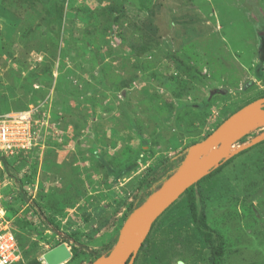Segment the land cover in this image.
I'll return each mask as SVG.
<instances>
[{"label": "rangeland", "instance_id": "rangeland-1", "mask_svg": "<svg viewBox=\"0 0 264 264\" xmlns=\"http://www.w3.org/2000/svg\"><path fill=\"white\" fill-rule=\"evenodd\" d=\"M142 34L152 49L136 58L131 45ZM263 35L264 0H0V113L40 104L56 127L44 151L6 158L19 164L9 174L36 190L25 229L14 223L19 262L45 264L43 254L69 235L101 249L140 178L212 131L222 110L264 93V68L255 69ZM178 60L207 70L181 74L192 88L175 99L167 86L180 82ZM226 72L230 86L240 78L235 89L218 82ZM127 160L136 165L115 179ZM195 189L223 243L222 264H264V143ZM146 244L153 264H210L184 196Z\"/></svg>", "mask_w": 264, "mask_h": 264}, {"label": "water", "instance_id": "water-1", "mask_svg": "<svg viewBox=\"0 0 264 264\" xmlns=\"http://www.w3.org/2000/svg\"><path fill=\"white\" fill-rule=\"evenodd\" d=\"M260 128H264V96L246 103L206 137L188 146L176 170L129 213L109 251L90 264H132L152 223L188 187L226 160L261 142L264 129L248 141L235 146L243 136ZM70 257L69 248L62 242L46 251L42 259L45 264H63Z\"/></svg>", "mask_w": 264, "mask_h": 264}, {"label": "trees", "instance_id": "trees-1", "mask_svg": "<svg viewBox=\"0 0 264 264\" xmlns=\"http://www.w3.org/2000/svg\"><path fill=\"white\" fill-rule=\"evenodd\" d=\"M113 10L116 13V10H115L114 7H113ZM145 35L146 34H142L139 37V40H140L139 43L140 44H138V43L135 44L134 43V44L131 45V51L133 53H135L134 55H135L136 58H138L139 55H140L139 54L140 53L139 50H144V51L146 50V52H147V50H151L152 49V47H151L152 43L150 42V41H152V40H150L152 37L150 36L146 41H144ZM262 37H264V35L261 36V42H260V45H259L258 54L259 53H264V41L262 40ZM178 62L181 64V67L183 68V72L179 73V75H178V77L180 78V82L177 80L176 77H174L173 79L168 81L169 85L167 86V87H171V84H172L173 92H171L170 95H171L172 98L174 97L175 99H179L180 97L183 96V94H185L187 92L188 89L192 88L189 81H188V84H187V82L184 79H182L181 74H184V75L188 76V74L191 73V74H193V75H195L197 77L201 76V74H200L201 72L197 69V67L196 68H195V66L191 67L188 64L182 63L180 60H178ZM259 64L262 65V63H259ZM255 76H256L257 79L261 77L260 75H257V73H255ZM163 78L164 77L162 76V80H163ZM174 84H180L181 85V89L177 88ZM262 96H264V93L259 94L256 97H251L250 99H248L246 101L244 100L241 103H239L236 107H229V108L227 107L226 110H222V114H221L222 118L219 119L216 122V124L214 125L213 128H216L225 118H227L230 114H232L233 112L238 110L240 107H242L246 103H248V102H250V101H252V100H254L256 98L262 97ZM207 106H208V103H207V105L205 107L206 110H207ZM182 108H184V107H182ZM177 109L180 110V107L178 106ZM210 132H211V130L208 131V133H206L204 137H206ZM260 132L261 131L258 132V131L254 130V131L246 134L245 136H243L238 141V143L246 142L250 138H252L255 135L259 134ZM204 137H202V139ZM140 140H141V138H139V141ZM197 141H199V140H193L189 145H187L184 148V150L182 152H179V153L175 154L171 159L162 160L160 164H157V166H155L152 170H150L148 172L147 176H144V177L140 178V180L137 181L136 186L131 191L130 199L128 201L123 202L124 205H125V208H124V211H123V217L121 218V225L124 222V220L126 219V217L129 215V213L134 208H136L138 205H140L152 191L157 189L160 186V184L176 170V168L180 164L181 160L183 159L184 154H185L188 146H190L191 144H193V143H195ZM144 142H146V141L143 140V143ZM263 143H264V139L261 142L255 144L254 146H252L250 148H247V149L239 152L235 156L231 157L230 159L226 160L220 166H218L216 169L210 171L206 176H204L200 180H198L195 184H193L190 187H188L184 191V193L180 195V197L181 196L185 197V200H186V203H187V211H188V214H189L190 222L193 223L195 229L197 230L198 235L202 238V241L205 242L206 247L209 249V257H208V259H209V263L210 264H222V258H223V247H222V244L223 243H221L219 240L216 239L217 234H215L214 230L209 226L206 214L202 210L198 209V206H197V203H196L197 190L195 188L197 186H199L200 183L206 181L211 176H213L216 173L220 172L221 169L227 163H229L232 159L236 158L237 156L243 154L244 152H246V151H248V150H250L252 148H255V147H257V146H259V145H261ZM92 152H95V150L92 149ZM0 160L3 163V166H4V169L6 171V174H8L9 176H10L9 169H8L9 166L12 167L14 170L16 169L15 167H19V164H11L10 160H7L4 156H0ZM20 161H22V163H24V162H26V159L24 157H21ZM103 164L105 166L104 162H103ZM135 165H136V160L124 161L123 163L120 164V167H119L118 170H112L114 178L116 179V178H118V177H120L122 175H125L127 172L131 171V169L134 168ZM105 168H106V166H105ZM2 175H3V172L0 171V177H2ZM19 184H20L19 185V189L17 191L16 196L13 199V204H12L11 208L9 209L10 213L12 215H14V216L17 215L16 213L18 211L19 205L21 204L22 200H26L27 199L26 192H25L24 188H22L23 185H21V184H25V183L20 181ZM175 202H173L171 205H173ZM34 204H35V202H34ZM29 210H30V212H29ZM33 211H34L33 207L29 206V208L26 209L25 211H23L21 215H19L18 217L14 218L15 225H18L20 228L22 227L23 229H25L24 225L28 224V220H29L26 216H27L28 213L30 214ZM160 216L152 223L150 231L153 229L155 223L158 221ZM46 220H47V222L52 223V221L49 218H47ZM119 228L116 230V232L113 235V237L101 249H92L89 246L80 243L78 240H76V238L74 236L72 237V236L69 235V236L63 237L61 239V242L71 241L73 243L70 246V248L73 251V253H71L70 259H68L63 264H90V263H92L100 255L106 254L109 251V249L112 247V245L116 241ZM150 231H149V233H150ZM149 233H148V235H149ZM148 235L146 236L145 240L142 242V244H141V246H140V248H139V250H138V252H137V254H136L135 258H134V260H133V264H137L138 255H140L141 253L142 254L144 253L143 254V260H144L145 264H153V261H152L150 255H148L149 249H148V245L146 244ZM18 244H19V242H18ZM19 247H20V245H19ZM14 264H22V263L21 262H17V263H14ZM23 264H41V263H40L39 260H30V261H28L26 263H23Z\"/></svg>", "mask_w": 264, "mask_h": 264}, {"label": "built area", "instance_id": "built-area-1", "mask_svg": "<svg viewBox=\"0 0 264 264\" xmlns=\"http://www.w3.org/2000/svg\"><path fill=\"white\" fill-rule=\"evenodd\" d=\"M42 110L40 104H32L24 110L0 113V156L13 158L30 154L34 148L45 149L42 139L47 138L48 133L52 129L55 131L56 127L51 129L49 120ZM0 171L3 172L0 177V264H14L22 257L15 234L14 218L29 208L35 187L28 185V180H22V176L16 172L10 176L6 174L1 160ZM11 180L14 183H11ZM20 181L28 185L24 189L27 199L22 200L17 215L9 217V209L19 189L17 184Z\"/></svg>", "mask_w": 264, "mask_h": 264}, {"label": "crops", "instance_id": "crops-1", "mask_svg": "<svg viewBox=\"0 0 264 264\" xmlns=\"http://www.w3.org/2000/svg\"><path fill=\"white\" fill-rule=\"evenodd\" d=\"M209 54L208 53H206L205 52V56H208ZM200 60H201V62H205L201 57H200ZM260 63V61H258V63H256L255 64V66H256V70H258V68H264V66L263 65H260L259 64ZM195 65V67H197V68H199L201 71H202V73H205L206 72V70L207 69H205L204 70V72H203V66H201V65H198L197 63H195L194 64ZM220 65V64H219ZM223 68V67H222ZM218 69V68H217ZM216 73H217V71H216ZM212 75V74H211ZM223 75H226V80H223V78L220 80V81H218V82H220L221 83V85L222 84H224V86H225V89H226V87L227 88H232V89H235V87H237V85H238V82H239V77L234 81V82H231L232 83V86H230L231 84H229V82H228V78H229V76H228V73L226 72V73H224ZM216 76V75H215ZM220 78V75L218 76V79ZM215 79V77L213 76V80ZM234 93L232 90H229V92H228V94L229 93ZM45 150V149H44ZM43 150V151H44ZM41 159V158H40ZM39 159V160H40ZM29 185V184H28ZM31 186H34L35 187V185H31ZM25 187H27V185L26 184H24L23 186H22V188H24L25 189ZM33 194H34V197H35V195H36V190L34 189V191H33ZM33 197V198H34ZM34 208H37L36 206H33ZM69 249H70V247H68Z\"/></svg>", "mask_w": 264, "mask_h": 264}, {"label": "flooded vegetation", "instance_id": "flooded-vegetation-1", "mask_svg": "<svg viewBox=\"0 0 264 264\" xmlns=\"http://www.w3.org/2000/svg\"><path fill=\"white\" fill-rule=\"evenodd\" d=\"M258 57L260 58V60H259L260 63L263 64V63H264V53H259V54H258ZM263 66H264V65H263Z\"/></svg>", "mask_w": 264, "mask_h": 264}]
</instances>
